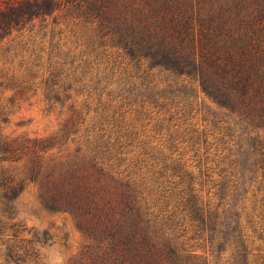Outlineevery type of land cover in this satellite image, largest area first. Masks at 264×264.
I'll return each instance as SVG.
<instances>
[{"label":"trees","instance_id":"obj_1","mask_svg":"<svg viewBox=\"0 0 264 264\" xmlns=\"http://www.w3.org/2000/svg\"><path fill=\"white\" fill-rule=\"evenodd\" d=\"M59 11L82 38L85 62L106 63L103 71L109 70L95 73L88 89L68 52L66 58L56 46L38 47L22 76L6 83L10 97L40 88L50 107L73 101L50 136L0 133V214L10 217L13 199L31 182L44 206L70 212L93 238L89 264H264V247L256 242L264 241V0H0V41L13 30L32 29L36 18L53 15L54 23ZM153 69L162 75L158 81ZM138 79L146 81V94L136 92ZM158 83L165 84L161 91ZM194 87L224 112L202 116L201 128L185 116L196 103ZM84 90L83 105L97 94L93 108L103 119L97 131H79L85 115L76 97ZM132 112L136 121L154 112L157 122H169L163 148L140 143L148 167L146 206L141 184L119 169L135 137L123 119ZM237 123L254 134L235 133ZM214 143V169L193 174L190 166L207 158L201 147ZM186 151L191 163L182 160ZM256 178L261 197L249 210L242 192ZM15 224L7 227L17 231ZM27 250L25 256L37 257Z\"/></svg>","mask_w":264,"mask_h":264},{"label":"rangeland","instance_id":"obj_2","mask_svg":"<svg viewBox=\"0 0 264 264\" xmlns=\"http://www.w3.org/2000/svg\"><path fill=\"white\" fill-rule=\"evenodd\" d=\"M52 19L53 15L46 16L44 20L36 18L32 29H29L30 26L27 25L20 31L13 30L9 36H5L0 41V81H2L0 86V133L3 135L50 136L59 129L70 115L68 104L73 101L72 99H68L66 103L64 102V105L55 102L50 107V103L43 99L40 88H37L36 93L33 95L30 94L32 91H29L21 96L10 97L13 90L7 89L6 83L22 76L25 66L34 61L35 51L38 50V47H42L48 51L51 46H56V52L61 53V56L67 58L69 54L71 65L77 67L76 75L82 74L80 78L82 82L86 83L84 86L87 85L88 89H91V79L94 78L95 73L102 75V73H106L109 70L103 71L106 63H97V66L92 60L85 62V59L88 57L86 54L87 48L82 43L83 40L79 37L78 33L73 32V25L69 16L59 11L57 12L56 23H52ZM40 52L46 56L44 51ZM115 57L118 59L117 62L123 59L122 56H115L114 54V59ZM126 61L127 58H124L122 65ZM133 62L131 61V63ZM138 65L139 71L146 67L144 62L138 63ZM129 68L132 69L134 67L129 65ZM152 71L156 74L158 70L153 69ZM116 76L114 75V77ZM161 77V74H156L155 80L158 81ZM140 81L141 79L134 81L139 88L136 92H145L146 94V81L143 85H141ZM105 83V81H101L99 87L104 86ZM79 84L77 83L75 86ZM161 84L165 86V84ZM161 84L158 83L159 88L157 89L159 91L162 89ZM112 86L108 85V87ZM192 91L194 92V98L196 96V103L193 104L194 107L191 113L185 115L188 117V122H195L197 120L201 128L205 124V122L201 124L203 122L202 116L207 117L208 120L213 114L223 115V110L205 97L198 87H194ZM71 92L73 94L72 90ZM85 92V90L82 91L81 95L76 97L77 106H82L83 115H85V120L80 124L79 131L83 132L85 127L89 129L94 127V130L97 131V124L103 121L99 116L98 110H94L93 108L97 105V94L92 91L93 93H91L86 102L87 104L89 102V104L83 105L82 101L87 95ZM105 96V93H103L102 98ZM125 108L126 106L124 105L123 109ZM153 114L154 112H151L150 118L144 116L139 121L135 120L136 114L134 112L126 113L123 118L125 119V127L132 129L134 131L133 136L135 137L132 144L128 147V151L122 154L125 160L119 165V169L124 170L126 168L124 172L130 171L131 179L136 184H141L140 188L142 189V196L144 198L140 200V203L143 206H146V201L150 205L151 201L150 194L146 189V169L148 167L146 166V161L143 160L145 156L141 152L142 147L140 143L151 140L150 144L163 148L165 144L163 139L167 137L165 132L169 125L167 119L157 122ZM165 116L167 117L168 113H165ZM174 121L176 119H173L170 124ZM208 127L210 126L207 125ZM234 130L235 133L240 132L241 135L243 134V130H246V134L244 133V135L254 134L253 132H249V128H244V126L242 127L238 123L235 125ZM207 131L213 132L212 129ZM207 134V141L212 142L214 140L212 138L213 135L211 133ZM72 145L73 143H71ZM207 146L205 148L201 147L202 152L206 150L205 154L207 158L204 159L202 157L198 167L195 165L194 167L190 166L193 174H197L199 168L203 171L205 166L210 167L209 170L214 169L216 160L215 143L211 144L210 147ZM177 151H182V148L179 147L174 151V156L177 155ZM190 154V151H186L182 155V160H187V163H191ZM240 157L243 158L244 155ZM212 173L213 176H216L215 172ZM251 175L253 174L248 173V177ZM258 179L256 178L251 181V187L248 186L247 181L244 185L247 191H243L242 194L245 196V203L249 210L251 206L258 203L257 198L260 199L261 197L262 191H258L257 189V185L259 184ZM208 186L209 184L203 186V195H205ZM210 190L214 189L211 188ZM257 210L255 211L257 212ZM10 212V217L0 214V264H89L91 261L94 251L93 238L77 227L75 218L70 212L52 210L44 206L33 183H25L24 188L13 199ZM14 222L16 223L14 229L17 231L7 227ZM189 242H193V240ZM256 242L264 247V241ZM26 249H28L26 252L36 251L37 257L29 254L25 256ZM198 251L201 252L200 249ZM15 252L21 256L24 255L22 256L24 259H19V255L15 256L13 254ZM219 261L216 259L208 262V264L219 263Z\"/></svg>","mask_w":264,"mask_h":264}]
</instances>
